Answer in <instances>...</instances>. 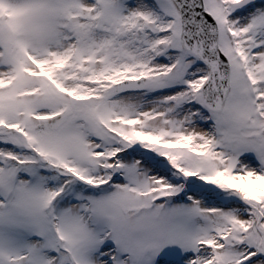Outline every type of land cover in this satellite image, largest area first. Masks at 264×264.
<instances>
[{"label":"snow or ice","instance_id":"obj_1","mask_svg":"<svg viewBox=\"0 0 264 264\" xmlns=\"http://www.w3.org/2000/svg\"><path fill=\"white\" fill-rule=\"evenodd\" d=\"M0 264H264V0H0Z\"/></svg>","mask_w":264,"mask_h":264}]
</instances>
